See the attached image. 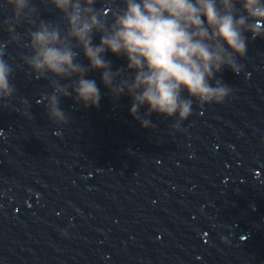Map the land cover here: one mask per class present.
I'll use <instances>...</instances> for the list:
<instances>
[{
	"label": "clouds",
	"instance_id": "clouds-1",
	"mask_svg": "<svg viewBox=\"0 0 264 264\" xmlns=\"http://www.w3.org/2000/svg\"><path fill=\"white\" fill-rule=\"evenodd\" d=\"M62 14L66 24L40 20L32 0H5L13 9L6 20L12 41L15 26L26 21L31 55L26 63L36 78L49 79L52 92L45 95L51 122L66 123L60 108L62 97L73 96L85 108L100 106L101 92L90 70L101 72V80L114 100L131 98L130 115L141 127L152 128L149 117L155 113L176 119L174 128L186 120L193 101L200 106L222 104L231 94L219 74L225 68L240 72L237 57L247 52L248 36L264 38V0H121L110 18L95 7L97 0H43ZM239 4L240 8L236 5ZM99 34L98 45L93 43ZM79 49L89 61L77 59ZM127 60V73L113 71L106 52ZM0 50V99L15 91L9 77L13 72ZM60 80H70L62 85ZM187 93V96L184 93ZM147 111L141 113V108Z\"/></svg>",
	"mask_w": 264,
	"mask_h": 264
}]
</instances>
